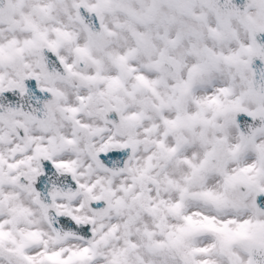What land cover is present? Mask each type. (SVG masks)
<instances>
[{
	"label": "snow or ice",
	"instance_id": "6c2138e0",
	"mask_svg": "<svg viewBox=\"0 0 264 264\" xmlns=\"http://www.w3.org/2000/svg\"><path fill=\"white\" fill-rule=\"evenodd\" d=\"M0 264H264V0H0Z\"/></svg>",
	"mask_w": 264,
	"mask_h": 264
}]
</instances>
